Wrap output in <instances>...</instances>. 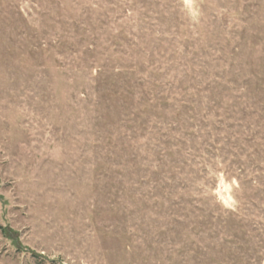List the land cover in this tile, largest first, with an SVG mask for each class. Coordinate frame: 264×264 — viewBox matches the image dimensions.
I'll return each mask as SVG.
<instances>
[{
    "label": "rangeland",
    "instance_id": "1",
    "mask_svg": "<svg viewBox=\"0 0 264 264\" xmlns=\"http://www.w3.org/2000/svg\"><path fill=\"white\" fill-rule=\"evenodd\" d=\"M0 264H264V0H0Z\"/></svg>",
    "mask_w": 264,
    "mask_h": 264
}]
</instances>
